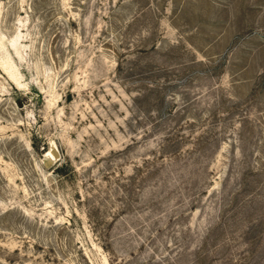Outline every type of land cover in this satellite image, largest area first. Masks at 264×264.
I'll use <instances>...</instances> for the list:
<instances>
[{"label": "rangeland", "instance_id": "rangeland-1", "mask_svg": "<svg viewBox=\"0 0 264 264\" xmlns=\"http://www.w3.org/2000/svg\"><path fill=\"white\" fill-rule=\"evenodd\" d=\"M0 264H264V0H0Z\"/></svg>", "mask_w": 264, "mask_h": 264}, {"label": "bare ground", "instance_id": "bare-ground-1", "mask_svg": "<svg viewBox=\"0 0 264 264\" xmlns=\"http://www.w3.org/2000/svg\"><path fill=\"white\" fill-rule=\"evenodd\" d=\"M52 150H58V147L54 144L51 149L47 152V157L57 160L53 155H52ZM59 151V150H58Z\"/></svg>", "mask_w": 264, "mask_h": 264}, {"label": "water", "instance_id": "water-1", "mask_svg": "<svg viewBox=\"0 0 264 264\" xmlns=\"http://www.w3.org/2000/svg\"><path fill=\"white\" fill-rule=\"evenodd\" d=\"M52 155L58 160L60 159V153L58 150H52Z\"/></svg>", "mask_w": 264, "mask_h": 264}]
</instances>
